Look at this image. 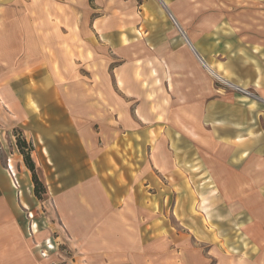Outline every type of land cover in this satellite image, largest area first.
<instances>
[{"label": "rangeland", "instance_id": "374dc122", "mask_svg": "<svg viewBox=\"0 0 264 264\" xmlns=\"http://www.w3.org/2000/svg\"><path fill=\"white\" fill-rule=\"evenodd\" d=\"M101 1L90 5L88 0H74L71 10L66 0H41V13L32 8L29 15L34 36L31 51L22 49L26 44L22 40L15 50L12 44L7 50L5 43V54L0 55V161L13 183L38 258L46 264H94L70 241L55 205L57 196L71 192L80 182L84 188L92 186L102 199V194H112L111 212L123 215L118 221L134 234L139 224L143 243H156L153 254L158 257H174V264H264L263 217H252L241 201L223 197L226 193L230 197L228 185L214 184L202 166L203 141L170 125L175 130L165 129L170 137H163L159 128L152 135L156 124L151 122L142 124L143 134L147 131L150 137H135L133 130L141 129L135 125V96L124 97L125 90L116 84L118 70L132 75L144 61L150 62L148 68L158 64L155 56L139 55L141 42L151 52L183 47L166 8L220 76L206 75L218 91V144L230 139L225 129L232 124L249 125L252 138L254 124L264 130V97L256 86L264 75V0ZM27 15L21 5H15V24L7 28L26 32ZM105 15L116 21V31L109 37L94 26ZM126 17L132 24L124 26ZM119 31L122 41L128 39L131 55L120 54ZM247 35L258 39L250 41ZM38 43L43 45L40 50ZM154 74L153 80L144 81L148 93L142 98L154 102L153 108L145 105L143 113L159 117L160 101L171 108L167 100L173 99L166 95V81L160 83L158 73ZM168 90L172 92L169 86ZM119 98L126 99L127 119L122 121L123 112L112 101ZM78 107L83 113L76 120L72 110ZM197 128L203 137L204 131ZM17 139L32 147L30 156L45 189L40 199L33 194L31 173L17 151ZM156 139L170 144L175 161L173 168L152 173L147 171L145 145ZM141 141L144 151L137 149L140 154H135ZM262 192L263 186L252 190L256 196ZM258 203L255 208L264 207L262 201ZM131 205L142 215L134 216L127 209Z\"/></svg>", "mask_w": 264, "mask_h": 264}, {"label": "crops", "instance_id": "0c3cea01", "mask_svg": "<svg viewBox=\"0 0 264 264\" xmlns=\"http://www.w3.org/2000/svg\"><path fill=\"white\" fill-rule=\"evenodd\" d=\"M71 1L74 0H66L69 3L68 7L74 10ZM131 1L128 0V2ZM137 1L140 2L141 0ZM93 2L94 0H88L90 5ZM15 5H21L23 12L28 14L23 21V25L27 26L26 32H15L7 28L9 25L13 26L15 24V18L12 16ZM41 7V0H0V26L2 27L0 28V55L5 54L2 52L5 49V43L8 44L7 50L11 48V44L13 50H15L18 48L16 43L22 40L26 41L25 46L22 44V49L25 48L26 51H31L33 45L30 44V41L34 40V36L31 34V17L29 15L32 8L40 12ZM165 10L169 17L170 13L166 8ZM69 22H71V19H69ZM114 22L116 23L112 18L110 19L109 16L105 15L98 17L94 22V26H96L100 35L109 37L112 31H116ZM129 23L132 24L126 17L124 26ZM174 25L181 35L183 47L177 50L166 49L151 52L141 42L139 55L155 56L158 64L148 68L150 62L142 61L141 70L136 67V73L132 74L133 77L123 73L122 70L117 71V87L125 91L129 89L128 92L124 91V97L135 96L137 119L135 125L141 129H134L133 135L135 137L137 135L145 137V139L150 137L147 131L143 134L142 124L151 122L153 125L156 124L151 129L152 135L157 134L159 128L164 130L161 131L163 137H170V133H167V131L174 130L170 128L178 126L183 130H187L188 135L200 138V141L204 143L200 151L203 168L208 171V175L214 181V184L228 185L227 188L231 192L230 197L227 196L228 193L223 197L241 201L252 217L262 216L264 229V207H254L255 204H259L258 201H262L264 206V130L260 132L261 127L254 124L252 127L253 137L251 138L248 136V131L251 128L249 125L244 128L241 123L237 126L232 124L231 127L225 129L229 130L230 139H221L224 144H218V130L220 129H218V122H221L218 121V91L212 86L211 80L206 75H212L211 71L218 76V79H220V76L210 68V65L199 53L195 40L189 38L177 24ZM246 25L249 26L250 24ZM136 32L138 31L136 30ZM122 35L123 33L119 31L117 36L118 41L121 42L120 54L131 55V46H128V39L123 40V43ZM138 35L140 36V34ZM247 36L250 41L258 39L254 36L251 38V35ZM41 46L43 45L38 43L39 50ZM262 53L264 54V50ZM162 58L164 60L161 63ZM138 71L140 72L138 73ZM154 73H158L160 83L166 81V95L173 99L171 102L167 100L170 103L168 106H172L171 108L164 107V102L160 101L159 117H156L154 113H143L145 105L149 107L152 104L153 108L154 102L150 100L142 101V98L148 93V89H144V81L153 80ZM212 76L216 78L214 75ZM254 80L257 81L255 77ZM260 80L262 81L261 85L256 84V86L261 91V94H259L264 97V75L261 74ZM168 86L171 87L172 92L168 90ZM132 93H135V95ZM125 100V98H119L118 102L115 99L112 100L114 104L119 105L120 110L123 112L121 118H119L121 121L127 119ZM67 101L69 103L70 101L73 102L71 99ZM165 105L167 106L166 102ZM82 110L81 107L72 110L76 120L81 118ZM259 119H261L260 116ZM163 122L168 125L162 126ZM207 127L209 128L207 129ZM194 128H197L198 131L202 129L204 131L203 137H200ZM119 132L121 131L119 130ZM207 132L208 134H206ZM177 134L185 135L183 132H175V135ZM82 136L84 134H81ZM122 136L125 137L127 134L124 133ZM145 146L146 151L149 152L147 171L150 170L153 173L154 169L168 170L173 168V161L175 160L170 144H164L156 139L155 143ZM219 147L220 151H218ZM137 149L140 153L144 151L142 141L136 148L135 154L138 153ZM162 153L167 154L165 158L160 155ZM168 156H170L169 159ZM98 166H100L99 162ZM136 166L138 165L136 164ZM95 184L97 185V183ZM243 186L247 188H241ZM255 186H263V195L256 196L252 193ZM90 187L92 186L84 188L83 183L78 182V186L76 185L71 192L57 196L55 202L59 215L66 223L70 241H73L80 250L86 253L88 261L94 264H174V261H176L174 257H158L157 252H155L156 255L153 254V250L157 249L158 246L156 243L153 241L143 243L138 228L140 227L139 224L136 225V232L133 229L135 234L129 231L128 227H123L120 224V217L123 215L111 212L112 194L106 192L107 194H102V199L97 193H94L93 187ZM117 193L119 196L122 194L119 190H117ZM126 196L127 192L122 195V198L125 199ZM16 202L13 183L9 180L7 172L0 161V264H46L44 260L38 258L33 249L34 241L30 234V227L29 231H26L25 221L20 214L21 209ZM127 209L134 216L142 215L140 209L139 211L136 210L134 205L129 206ZM147 215H151V212H148Z\"/></svg>", "mask_w": 264, "mask_h": 264}, {"label": "trees", "instance_id": "16d2710c", "mask_svg": "<svg viewBox=\"0 0 264 264\" xmlns=\"http://www.w3.org/2000/svg\"><path fill=\"white\" fill-rule=\"evenodd\" d=\"M16 148L18 153L22 156L25 167L31 173V180L33 183V194L37 199H40L41 195L45 194V189L36 175L35 165L30 156L32 147L28 143H26L25 140L17 139Z\"/></svg>", "mask_w": 264, "mask_h": 264}, {"label": "built area", "instance_id": "2783aa9c", "mask_svg": "<svg viewBox=\"0 0 264 264\" xmlns=\"http://www.w3.org/2000/svg\"><path fill=\"white\" fill-rule=\"evenodd\" d=\"M236 90H238V91H240V92L246 94V92H245L244 90L240 89V88H236Z\"/></svg>", "mask_w": 264, "mask_h": 264}, {"label": "bare ground", "instance_id": "6f19581e", "mask_svg": "<svg viewBox=\"0 0 264 264\" xmlns=\"http://www.w3.org/2000/svg\"><path fill=\"white\" fill-rule=\"evenodd\" d=\"M208 71H210V70H208ZM210 73L212 74V75H214L217 79H218V76H216L215 74H213L211 71H210ZM223 80V79H222ZM9 171V170H8Z\"/></svg>", "mask_w": 264, "mask_h": 264}, {"label": "water", "instance_id": "95a60500", "mask_svg": "<svg viewBox=\"0 0 264 264\" xmlns=\"http://www.w3.org/2000/svg\"><path fill=\"white\" fill-rule=\"evenodd\" d=\"M169 17L172 19V21L174 22V24H176V22L174 21V19L172 18V16L169 14Z\"/></svg>", "mask_w": 264, "mask_h": 264}]
</instances>
